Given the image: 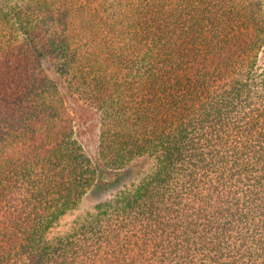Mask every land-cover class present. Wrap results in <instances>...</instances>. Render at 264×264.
Here are the masks:
<instances>
[{
	"label": "trees",
	"instance_id": "trees-1",
	"mask_svg": "<svg viewBox=\"0 0 264 264\" xmlns=\"http://www.w3.org/2000/svg\"><path fill=\"white\" fill-rule=\"evenodd\" d=\"M263 52L264 0H0V264H264Z\"/></svg>",
	"mask_w": 264,
	"mask_h": 264
},
{
	"label": "rangeland",
	"instance_id": "rangeland-1",
	"mask_svg": "<svg viewBox=\"0 0 264 264\" xmlns=\"http://www.w3.org/2000/svg\"><path fill=\"white\" fill-rule=\"evenodd\" d=\"M262 55H264V52ZM95 122L96 121L93 118L92 125L90 126L89 130H87V132L85 133V137L87 139V145L91 150V152H95V147H96L97 127L95 125ZM152 165H153L152 159L148 158L146 160L143 159L140 161L141 170L144 171L143 173L149 171ZM137 173L138 171L136 169H133L130 172H126L125 176L127 180L129 179L130 182L131 180L134 179V177H136ZM113 177H114L113 173H107L105 180H111ZM104 196L105 195H103L102 193H95V194L90 193L88 196L84 197L80 206L77 209L70 211L61 219L60 223L53 229L52 234H59L67 231L71 223L77 216L82 214L86 209L91 207L97 200L103 198Z\"/></svg>",
	"mask_w": 264,
	"mask_h": 264
}]
</instances>
